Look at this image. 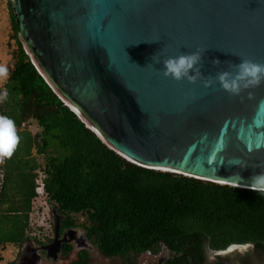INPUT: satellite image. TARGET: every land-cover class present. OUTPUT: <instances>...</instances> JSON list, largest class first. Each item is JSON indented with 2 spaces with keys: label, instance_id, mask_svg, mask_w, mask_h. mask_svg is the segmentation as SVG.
<instances>
[{
  "label": "water",
  "instance_id": "1",
  "mask_svg": "<svg viewBox=\"0 0 264 264\" xmlns=\"http://www.w3.org/2000/svg\"><path fill=\"white\" fill-rule=\"evenodd\" d=\"M12 1L37 70L115 151L147 168L243 188L264 172V83L232 96L218 81L205 88L162 71L164 59L198 48L206 49L205 78L233 71L228 61L241 57L264 63V0ZM53 217L60 251L71 238L61 232L64 215L54 208ZM34 248L29 241L17 264H37Z\"/></svg>",
  "mask_w": 264,
  "mask_h": 264
},
{
  "label": "trees",
  "instance_id": "2",
  "mask_svg": "<svg viewBox=\"0 0 264 264\" xmlns=\"http://www.w3.org/2000/svg\"><path fill=\"white\" fill-rule=\"evenodd\" d=\"M12 59L5 88V115L20 137L7 159L0 209V248L23 245L29 237V212L36 169L46 170L49 201L64 215L62 228L83 227L108 257L159 253L164 264H210L205 245L218 250L214 264H264V195L248 188L145 168L105 144L53 91L37 70L19 37L20 25L9 0ZM37 121L34 136L22 124ZM36 158H32L33 148ZM21 148H25L24 156ZM19 150V151H18ZM45 162H39L40 155ZM26 156L28 158H26ZM10 164V165H9ZM5 195L7 197H5ZM6 203V206H5ZM75 214L86 216L79 223ZM251 241L254 251L225 256L230 243ZM73 245L64 243L68 254ZM70 264H93L81 249Z\"/></svg>",
  "mask_w": 264,
  "mask_h": 264
},
{
  "label": "clouds",
  "instance_id": "3",
  "mask_svg": "<svg viewBox=\"0 0 264 264\" xmlns=\"http://www.w3.org/2000/svg\"><path fill=\"white\" fill-rule=\"evenodd\" d=\"M142 42L152 43V42H156V41H151V42L142 41ZM205 51H206V49H199L198 48L194 52L181 53L178 56H170V57L164 59L162 61V63H163V70H162L163 75L165 77H171L172 79H174L176 81H181V80L186 79L189 83H192V84H195L197 81H201L205 88L211 87L214 82L218 81L221 88L225 92L229 93L232 96H240L243 91L248 90V89H254L256 87H259L262 83H264V63H258V62L251 60V59H247V58H243V57L240 58V62L238 64L233 63L231 61H228L229 68L233 69V71H220L216 74L215 77L208 76L205 78L201 72V68L203 66L202 65L203 54ZM153 58L155 59V63H160V60L158 57H156L154 55L152 57V59ZM211 63L213 64V66H218L222 62L219 59H214L211 61ZM8 76H9L8 68L5 65L0 64V84H3V82L7 80ZM57 96L59 97V95H57ZM7 98H8L7 89L5 88L3 90H0V103L4 102ZM59 98L67 106H69L68 103H66L61 97H59ZM248 98L249 99L253 98V93L251 91L248 92ZM261 104H264V101H261ZM70 109L73 110L71 107H70ZM73 111L85 123V125L90 128V126L79 116V114L75 110H73ZM22 126H23V124H22ZM91 130L94 131L93 129H91ZM98 137L100 138L99 135H98ZM100 139L105 144H107L103 140V138H100ZM19 142H20V137L17 133L15 122L7 116H0V164H3L5 159H11V157L13 156V154L15 153V151L19 145ZM109 147L112 148L111 146H109ZM115 152L118 153L117 151H115ZM118 154L128 161L135 163L137 165H140V164L126 158L125 156L121 155L120 153H118ZM140 166H142V165H140ZM142 167H145V166H142ZM145 168H147V167H145ZM37 169H39V167ZM37 169L35 171H36V174L38 176ZM150 169H153V168H150ZM155 170L168 171V172L176 173V172H174V170H166V169H159V168H155ZM178 174H180V173H178ZM183 175H186V174H183ZM37 176H36V178H37ZM187 176H189V175H187ZM35 182H36V179H35ZM216 183L226 184V183H222V182H216ZM229 185H231V184H229ZM233 186H235V185H233ZM247 188L250 191L258 192V193L264 195V172H261L260 174L254 175L251 178V183L249 185H247ZM35 195H36V190H35ZM33 198H32V200H33ZM1 202H2V200H1ZM49 202L50 201L48 198V205H49V209H50ZM0 209H1V204H0ZM31 209H32V201H31ZM50 211H51V209H50ZM30 212H31V210H30ZM30 212H29V225H30ZM64 218H65V216H64ZM61 226H62V224H61ZM54 228H55V225H54ZM28 234H29V230H28ZM54 237H55V231H54ZM32 240L33 239L30 238L29 241H32ZM32 243H33V241H32ZM254 248H255V245L251 241L244 242V243L233 242V243H230L222 251H223L225 256H230V255H233L235 253H239L240 255H246V254H248L249 251H254ZM204 250H205L206 259L210 262V264H214V262L216 260V253L218 250L212 249L210 244H206ZM149 253H151V252H149ZM3 257H4V252H3ZM3 257H2V260H3Z\"/></svg>",
  "mask_w": 264,
  "mask_h": 264
},
{
  "label": "rangeland",
  "instance_id": "4",
  "mask_svg": "<svg viewBox=\"0 0 264 264\" xmlns=\"http://www.w3.org/2000/svg\"><path fill=\"white\" fill-rule=\"evenodd\" d=\"M12 43L15 45L14 40L12 41ZM22 128L24 129H29V130H36V131H41L40 126L38 125L37 121H26V126H22ZM25 149V148H24ZM23 148L20 149L21 151V155L24 156V150ZM19 151V150H18ZM36 154H38L37 151L32 150V158H36ZM13 160H17L16 155L12 156ZM26 158H28L26 156ZM46 155H40L38 157L39 162L41 164H43L45 161ZM10 165V164H9ZM36 183V182H35ZM50 204V219L52 221V228H47L45 231L42 232H38L37 230H35L33 228V226L29 225V237H31V239H33V243L32 246H34V250L32 251V254L35 252L38 256H40V260L37 262V264H70L73 260L77 259V252L80 249H86L89 252V257H90V261L93 264H147V262L150 259L149 255H145L144 257L141 256H134L132 255L130 258L127 257H122V256H114V257H108L106 255H104L102 252H100V250L98 249V246L95 245L94 243H92L91 240L88 239V237L86 236L85 230L83 229V227H78L76 228L78 230V235H80L82 233L83 238L86 241V246H82V247H78L75 242L73 245V250L71 251V253H69V255L64 254L63 252H61L59 254V256L57 257V259L52 258L51 256H47L46 252H44L41 247L45 244H48L52 241L53 237H54V217H53V206L52 204L49 202ZM75 218L77 219V221L79 223L85 222L86 220V216L82 215V214H75L74 215ZM29 241L26 242L23 245H12V243H7L5 244V246L3 247V252L6 256V262H8V264H17L23 254H24V249L26 247V245H28ZM31 249V248H30ZM32 250V249H31ZM165 251L159 252L158 254H155L156 256H161L162 254H164ZM4 258V257H3ZM156 259L158 257H155ZM217 255H216V260L215 262H217ZM5 262V261H4ZM4 262H2L4 264ZM157 260H154V264H156Z\"/></svg>",
  "mask_w": 264,
  "mask_h": 264
},
{
  "label": "built area",
  "instance_id": "5",
  "mask_svg": "<svg viewBox=\"0 0 264 264\" xmlns=\"http://www.w3.org/2000/svg\"><path fill=\"white\" fill-rule=\"evenodd\" d=\"M5 89L0 86V90ZM5 102L0 103V116L5 115ZM26 126V122L23 123ZM7 159L3 164H0V204L5 191L7 172H6ZM38 176L36 178V195L32 200V209L30 212V223L38 232L45 231L47 228H52V221L50 219V209L48 205L49 193L45 186L46 171L39 167L37 169ZM3 257V249L0 248V263Z\"/></svg>",
  "mask_w": 264,
  "mask_h": 264
},
{
  "label": "crops",
  "instance_id": "6",
  "mask_svg": "<svg viewBox=\"0 0 264 264\" xmlns=\"http://www.w3.org/2000/svg\"><path fill=\"white\" fill-rule=\"evenodd\" d=\"M8 1L9 0H0V64L5 65L6 67L8 66V64L12 59L9 43L12 42L11 34L13 32ZM6 81H4L3 84H0V86H5ZM36 130L31 129L29 131H31L34 136H38L40 131L38 132ZM33 150L37 151V148L34 147ZM5 197L7 196L5 195ZM12 245H16V244L12 243ZM2 262H4V264H8V262H6L5 254L3 260L1 261V264H3Z\"/></svg>",
  "mask_w": 264,
  "mask_h": 264
},
{
  "label": "flooded vegetation",
  "instance_id": "7",
  "mask_svg": "<svg viewBox=\"0 0 264 264\" xmlns=\"http://www.w3.org/2000/svg\"><path fill=\"white\" fill-rule=\"evenodd\" d=\"M62 228V227H61ZM78 228V227H77ZM71 229H75V231H70ZM62 233L65 234L68 233L69 235V238H71L70 242H64V243H70V244H73L74 245V242L75 244L78 246V247H82V246H86V241L85 239L83 238V235L82 233L80 235H78V230L74 227H71V228H67V229H63L61 230ZM86 233V232H85ZM54 240H55V237L52 239V241L48 244H52L51 247L43 250L44 252H46L47 256H52V258L54 259H57V257L59 256V254L61 252H63L62 250L60 251H57V245H53L54 243ZM63 243V244H64ZM62 244V245H63ZM31 250V249H30ZM73 250V249H72ZM81 250V249H80ZM57 251V252H56ZM79 252V251H78ZM78 252H77V257H78ZM64 253V252H63ZM71 253V252H70ZM56 254V256H54ZM65 254V253H64ZM67 255V254H66ZM69 255V253H68ZM145 255H149L150 256V259L149 261L147 262V264H154V260H157L156 264H164L165 262V258H163V256H156L155 253H149V252H144V253H141L140 255L138 256H141V257H144ZM32 257H37V254L34 252ZM56 257V258H55ZM155 257H158L157 259ZM21 264H29V259L25 262L23 261Z\"/></svg>",
  "mask_w": 264,
  "mask_h": 264
},
{
  "label": "bare ground",
  "instance_id": "8",
  "mask_svg": "<svg viewBox=\"0 0 264 264\" xmlns=\"http://www.w3.org/2000/svg\"><path fill=\"white\" fill-rule=\"evenodd\" d=\"M27 47V46H26ZM27 49H28V51L30 52V50H29V48L27 47ZM31 53V52H30ZM31 55H32V53H31ZM34 58V57H33ZM36 61V60H35ZM37 63V62H36ZM37 65H38V67L40 68V70L42 71V73L46 76V74L43 72V70L41 69V67L39 66V64L37 63ZM46 78L48 79V81L52 84V86L55 88V89H57L56 87H55V85L50 81V79L46 76ZM58 91V90H57ZM59 92V91H58ZM60 93V92H59ZM61 94V93H60ZM62 95V94H61ZM63 96V95H62ZM64 97V96H63ZM66 99V98H65ZM67 100V99H66ZM67 103H69L73 108H75L78 112H79V114L81 115V111L77 108V107H75V105L74 104H72L71 102H69L68 100H67ZM84 118V117H83ZM88 123H90L86 118H84ZM90 125V124H89ZM24 256V255H23Z\"/></svg>",
  "mask_w": 264,
  "mask_h": 264
}]
</instances>
